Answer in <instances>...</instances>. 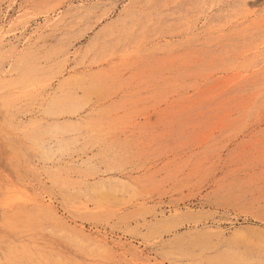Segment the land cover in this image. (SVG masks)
Masks as SVG:
<instances>
[{
    "label": "rangeland",
    "instance_id": "1",
    "mask_svg": "<svg viewBox=\"0 0 264 264\" xmlns=\"http://www.w3.org/2000/svg\"><path fill=\"white\" fill-rule=\"evenodd\" d=\"M92 263L264 264V0H0V264Z\"/></svg>",
    "mask_w": 264,
    "mask_h": 264
},
{
    "label": "bare ground",
    "instance_id": "2",
    "mask_svg": "<svg viewBox=\"0 0 264 264\" xmlns=\"http://www.w3.org/2000/svg\"><path fill=\"white\" fill-rule=\"evenodd\" d=\"M63 97H64V96H63ZM68 101H69V100H68ZM60 103H61V102H60ZM249 105H250V104H249ZM80 125H81V124H80ZM61 130H62V129H61ZM110 131H111V130H110ZM59 136H60V135H59ZM73 137H74V136H73ZM94 138H95V137H94ZM64 140H67V139H64ZM58 141H59V140H58ZM71 142H72V141H71ZM56 143H57V142H56ZM60 144H61V143H60ZM60 144H59V145H60ZM64 169H65V168H64ZM72 170H73V169H72ZM71 172H72V171H71ZM73 172H74V171H73ZM98 189H99V188H98ZM86 191H87V190H86ZM99 194H100V193H99ZM100 195H101V194H100ZM66 196H67V195H66ZM68 198H69V197H68ZM63 201H65V200H63ZM75 202H76V201H75ZM72 203H73V202H72ZM68 204H70V203H68ZM76 204H77V202H76ZM83 204H84V203H83ZM84 206H85V205H84ZM73 207H74V206H73ZM79 210H80V209H79ZM81 210H82V209H81ZM61 223H62V222H61ZM91 236H92V235H91ZM160 236H161V235H160ZM66 237H67V236H66ZM80 241H81V240H80ZM78 243H79V242H78ZM84 243H85V242H84ZM84 243H83V244H84ZM83 244H82V245H83ZM74 245H75V244H74ZM84 246H85V245H84ZM103 249H104V248H103ZM62 252H63V251H62ZM98 257H99V256H98ZM68 260H69V259H68ZM98 261H99V260H98ZM100 262H101V261H100ZM92 264H93V263H92Z\"/></svg>",
    "mask_w": 264,
    "mask_h": 264
}]
</instances>
